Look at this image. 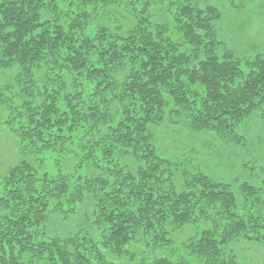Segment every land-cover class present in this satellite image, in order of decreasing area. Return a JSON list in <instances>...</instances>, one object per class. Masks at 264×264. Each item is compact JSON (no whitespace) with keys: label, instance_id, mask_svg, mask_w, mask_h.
I'll list each match as a JSON object with an SVG mask.
<instances>
[{"label":"trees","instance_id":"obj_1","mask_svg":"<svg viewBox=\"0 0 264 264\" xmlns=\"http://www.w3.org/2000/svg\"><path fill=\"white\" fill-rule=\"evenodd\" d=\"M101 5L129 14L109 23L95 16ZM221 19L207 0H0V125L20 154L52 150L77 169L78 131L85 161L97 149L113 161L73 186L72 173L52 177L25 160L10 168L0 264H253L236 247L264 249V169L234 145L252 117L264 127V49L242 63L219 36ZM165 123L215 134L242 174L181 169L153 142ZM78 211L93 232L42 231L51 215ZM185 224L198 233L171 259L162 248Z\"/></svg>","mask_w":264,"mask_h":264},{"label":"rangeland","instance_id":"obj_2","mask_svg":"<svg viewBox=\"0 0 264 264\" xmlns=\"http://www.w3.org/2000/svg\"><path fill=\"white\" fill-rule=\"evenodd\" d=\"M209 3L216 5L222 12V19L219 22V36L226 44V48L230 49L235 57L242 59V63L249 56L257 51L264 49V0H207ZM103 5L98 6V11L95 16L99 19L108 20L109 23L113 19L119 20L120 15H128V9L108 10V13H103ZM158 18H164L162 13L155 9L153 12ZM125 26L130 27L132 22L127 16L122 19ZM8 80L11 78V73ZM1 119V118H0ZM185 126L171 125L165 123L161 127H154V144L160 153L169 156L170 160H175L179 163L181 169L197 167L202 169L206 174L214 179H232L235 176L242 174L239 160L229 153V151L220 143L213 133H197L189 134L185 130ZM83 130V129H81ZM245 141L240 142L241 145L235 147V153L241 158L244 164L246 161L254 159L264 169V127L257 117H252L246 122L239 131ZM83 134L76 131L73 139L71 151H73L75 163H79V168H74L68 159H64L62 155L52 150H40L32 152V154H20L21 144L15 134L11 133L0 125V191L2 188V180L8 174V171L20 161L25 160L30 162L41 172H46L52 177H56L58 173H72L69 180L71 186L76 182L78 177L95 176L100 169L111 168L113 161L112 157L103 158L100 149L93 154V160L85 161L83 159L82 150L80 148V137ZM232 149V146H227ZM239 157V158H240ZM117 157L114 156L113 159ZM240 158V159H241ZM74 163V162H73ZM74 163V164H75ZM87 167V173H86ZM234 168L233 170H230ZM260 170L258 171L259 174ZM263 175V171L261 172ZM90 204V201L84 205ZM88 204V205H89ZM83 206V205H82ZM84 207L86 209L87 207ZM83 209V207H81ZM81 209V210H82ZM83 212L78 211L74 215H69L68 218H62L58 215H51L49 222L43 224L42 231L46 230L49 235H61L67 237L77 232L79 237H84L83 234L93 232V226L85 225V222H92V219L86 220ZM199 226V225H198ZM41 231V232H42ZM198 233L197 228L191 224H185L179 231H171L169 240L171 245L162 248L163 252L169 254L172 258L181 251V243ZM43 233V232H42ZM84 240V239H83ZM81 240V241H83ZM89 245L87 246V248ZM238 254L244 256L250 263L256 264L263 255L264 249L259 245H250L239 243L236 247ZM154 254V251L152 252ZM263 254V255H262ZM155 255V254H154ZM159 256L155 255L157 258ZM158 259V258H157ZM145 264H151L146 261Z\"/></svg>","mask_w":264,"mask_h":264}]
</instances>
